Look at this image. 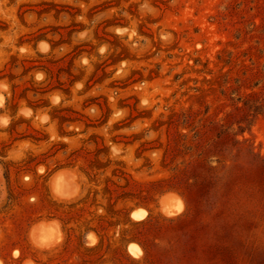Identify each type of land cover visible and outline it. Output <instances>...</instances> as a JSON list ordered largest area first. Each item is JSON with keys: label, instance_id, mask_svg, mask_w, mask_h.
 Returning a JSON list of instances; mask_svg holds the SVG:
<instances>
[{"label": "rangeland", "instance_id": "rangeland-1", "mask_svg": "<svg viewBox=\"0 0 264 264\" xmlns=\"http://www.w3.org/2000/svg\"><path fill=\"white\" fill-rule=\"evenodd\" d=\"M0 264H264V0H0Z\"/></svg>", "mask_w": 264, "mask_h": 264}, {"label": "bare ground", "instance_id": "bare-ground-1", "mask_svg": "<svg viewBox=\"0 0 264 264\" xmlns=\"http://www.w3.org/2000/svg\"><path fill=\"white\" fill-rule=\"evenodd\" d=\"M69 178H70V173L68 171H66V170H61V171H59V172L56 173V175L54 177V183H55V185H57L62 179L69 180ZM57 190L62 195H68L69 194V191H67L66 188H61V189H57ZM173 197H175L173 194H167L164 197V199H163L165 201V205H164L165 211L168 212V213H172V212H175L177 210L174 207V205H172L170 203V199H172ZM176 201L179 202V200H177V199H176ZM145 214H146V211L144 209H137L133 213V216L135 218H140V217H143ZM36 231H39V232L44 233V232L48 231V225L45 224V223H41V224H39V225L36 226V228L34 229V233H36ZM42 242H44V241H40V243H42ZM44 243H46V242H44ZM129 247H134L135 248V247H137V245L135 243H132L131 246H129Z\"/></svg>", "mask_w": 264, "mask_h": 264}, {"label": "trees", "instance_id": "trees-1", "mask_svg": "<svg viewBox=\"0 0 264 264\" xmlns=\"http://www.w3.org/2000/svg\"><path fill=\"white\" fill-rule=\"evenodd\" d=\"M120 56L117 55L113 58L114 61L116 60H120ZM52 116L55 118L60 119L61 121H67V120H71L69 119V117H67L64 113H63V109H55V111L52 113Z\"/></svg>", "mask_w": 264, "mask_h": 264}]
</instances>
